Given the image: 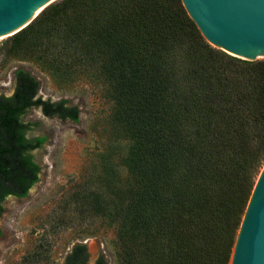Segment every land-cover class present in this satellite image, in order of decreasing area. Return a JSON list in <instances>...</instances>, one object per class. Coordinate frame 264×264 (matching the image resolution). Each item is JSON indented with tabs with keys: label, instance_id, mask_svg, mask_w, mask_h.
<instances>
[{
	"label": "trees",
	"instance_id": "1",
	"mask_svg": "<svg viewBox=\"0 0 264 264\" xmlns=\"http://www.w3.org/2000/svg\"><path fill=\"white\" fill-rule=\"evenodd\" d=\"M1 51L104 88L111 105L102 179L71 194V217L113 225L120 264L230 263L264 166V58L212 46L181 0H55ZM37 91L18 69L12 94H0V217L5 196H25L40 171L28 152L45 137L25 138L30 124L20 116L36 106L61 120L79 117L66 99ZM87 259L75 243L62 264Z\"/></svg>",
	"mask_w": 264,
	"mask_h": 264
},
{
	"label": "rangeland",
	"instance_id": "2",
	"mask_svg": "<svg viewBox=\"0 0 264 264\" xmlns=\"http://www.w3.org/2000/svg\"><path fill=\"white\" fill-rule=\"evenodd\" d=\"M1 44L0 94H12L14 73L22 69L37 80V96L66 99L78 108L79 117L61 120L44 115L36 106L21 117L30 124L28 137L44 136L45 140L31 152L40 166L38 180L25 196H8L2 202L0 264H62L75 243L86 246L88 264L99 258L105 264H120L113 225L71 217L75 213L71 194L89 182L94 189L102 179L111 105L104 88L82 74L58 75L33 56H7ZM118 169L125 172L124 166Z\"/></svg>",
	"mask_w": 264,
	"mask_h": 264
},
{
	"label": "water",
	"instance_id": "3",
	"mask_svg": "<svg viewBox=\"0 0 264 264\" xmlns=\"http://www.w3.org/2000/svg\"><path fill=\"white\" fill-rule=\"evenodd\" d=\"M55 0H0V42ZM214 47L248 60L264 58V0H181ZM229 264H264V166L245 208Z\"/></svg>",
	"mask_w": 264,
	"mask_h": 264
},
{
	"label": "flooded vegetation",
	"instance_id": "4",
	"mask_svg": "<svg viewBox=\"0 0 264 264\" xmlns=\"http://www.w3.org/2000/svg\"><path fill=\"white\" fill-rule=\"evenodd\" d=\"M22 116H23V114L20 116V121H21L22 123H25V122H23V121L21 120V117H22ZM28 129H29V128L25 129L24 136H25V138L30 139V138H32V137H28V136H27ZM31 152H32V150H29L28 153L31 154ZM8 196H14V197H16L14 194H7V195L5 196V198L8 197ZM5 198H4V199H5ZM4 199H3V201H4Z\"/></svg>",
	"mask_w": 264,
	"mask_h": 264
}]
</instances>
